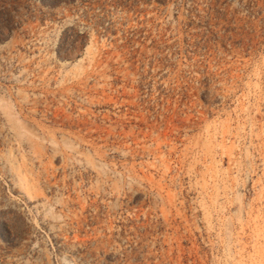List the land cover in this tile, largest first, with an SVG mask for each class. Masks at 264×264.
<instances>
[{
	"label": "rangeland",
	"instance_id": "374dc122",
	"mask_svg": "<svg viewBox=\"0 0 264 264\" xmlns=\"http://www.w3.org/2000/svg\"><path fill=\"white\" fill-rule=\"evenodd\" d=\"M0 264H264V0H0Z\"/></svg>",
	"mask_w": 264,
	"mask_h": 264
}]
</instances>
